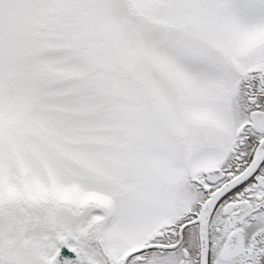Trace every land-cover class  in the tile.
Returning <instances> with one entry per match:
<instances>
[{"label":"snow or ice","instance_id":"obj_1","mask_svg":"<svg viewBox=\"0 0 264 264\" xmlns=\"http://www.w3.org/2000/svg\"><path fill=\"white\" fill-rule=\"evenodd\" d=\"M0 264H264V0H0Z\"/></svg>","mask_w":264,"mask_h":264}]
</instances>
